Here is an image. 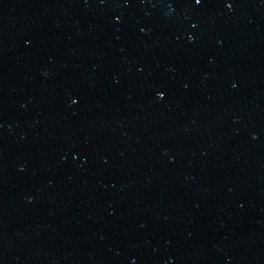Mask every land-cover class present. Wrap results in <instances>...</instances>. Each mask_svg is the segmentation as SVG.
<instances>
[{
	"label": "water",
	"instance_id": "obj_1",
	"mask_svg": "<svg viewBox=\"0 0 264 264\" xmlns=\"http://www.w3.org/2000/svg\"><path fill=\"white\" fill-rule=\"evenodd\" d=\"M0 264H264V0H0Z\"/></svg>",
	"mask_w": 264,
	"mask_h": 264
},
{
	"label": "snow or ice",
	"instance_id": "obj_2",
	"mask_svg": "<svg viewBox=\"0 0 264 264\" xmlns=\"http://www.w3.org/2000/svg\"><path fill=\"white\" fill-rule=\"evenodd\" d=\"M195 3H196V4H200V3H201V0H195ZM226 6L231 7L230 4H229V5H226ZM157 95H158V96H163L164 93H163V92H158ZM76 102H77V101H75V100L72 101V103H76Z\"/></svg>",
	"mask_w": 264,
	"mask_h": 264
}]
</instances>
